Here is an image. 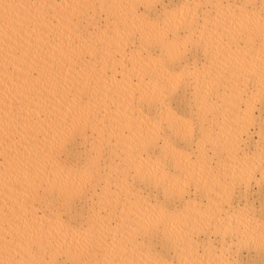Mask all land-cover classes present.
I'll return each instance as SVG.
<instances>
[{
	"label": "bare ground",
	"instance_id": "bare-ground-1",
	"mask_svg": "<svg viewBox=\"0 0 264 264\" xmlns=\"http://www.w3.org/2000/svg\"><path fill=\"white\" fill-rule=\"evenodd\" d=\"M0 264H264V0H0Z\"/></svg>",
	"mask_w": 264,
	"mask_h": 264
}]
</instances>
